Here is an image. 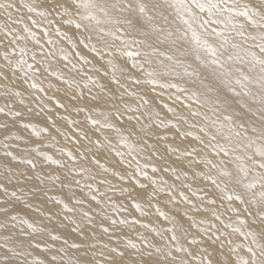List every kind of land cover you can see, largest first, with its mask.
Wrapping results in <instances>:
<instances>
[{"label": "bare ground", "instance_id": "bare-ground-1", "mask_svg": "<svg viewBox=\"0 0 264 264\" xmlns=\"http://www.w3.org/2000/svg\"><path fill=\"white\" fill-rule=\"evenodd\" d=\"M67 1L0 0V264H264V0Z\"/></svg>", "mask_w": 264, "mask_h": 264}, {"label": "rangeland", "instance_id": "rangeland-1", "mask_svg": "<svg viewBox=\"0 0 264 264\" xmlns=\"http://www.w3.org/2000/svg\"><path fill=\"white\" fill-rule=\"evenodd\" d=\"M27 1V0H26ZM34 1V0H33ZM70 0H68L67 2H69ZM156 1H158V0H156ZM180 0H170V4H167V7L168 8H172L173 7V9L176 11V13L177 14H180L182 11H183V9H187L188 7H189V5L188 6H184V5H181V4H179L178 2H179ZM201 1V0H200ZM28 2H31V0H28ZM71 2V1H70ZM194 2V0L191 2V3H193ZM202 2V1H201ZM41 13V12H40ZM188 16V15H187ZM194 20H191L189 23H188V25H192V23L193 24H195V22H193ZM32 25V24H31ZM30 25H28V27H29ZM47 26V25H46ZM48 27V26H47ZM49 28V27H48ZM186 29H189V28H186ZM247 29V28H246ZM253 32H252V31ZM250 31H249V34L251 35L250 37H252L254 34H255V32H257L258 33V27L256 26L254 29H251ZM184 31V30H183ZM252 32V33H251ZM261 32H262V30H261ZM203 33V29H201V30H199L198 31V35H201ZM255 36V35H254ZM253 36V37H254ZM250 39H252V38H249V40ZM253 43V44H252ZM251 43V46L253 45L254 46V48H253V46L251 47V49H255V47H258L257 46V44L258 43H254V42H252ZM97 47H99V46H97ZM226 47H227V44H225L224 42H221V43H219V44H217L215 47H214V50H216L219 54H221V57H222V60L223 61H226V60H228L230 57H231V53H228V52H226ZM261 48H263L262 46H261ZM259 49V48H256L255 49V52H257L258 50V52L257 53H260L261 54V52H263L262 53V55H264V48L263 49ZM2 50V49H1ZM1 50H0V52H1ZM257 50V51H256ZM263 50V51H262ZM261 51V52H260ZM3 56H2V53H0V59L2 58ZM82 57L84 58V60H83V58H82V60L84 61V63H85V65H87L89 68H91V69H93L96 73H98V71H96L97 70V65H96V63H93L94 65L92 66V63H90L89 61L91 60L87 55H82ZM90 59V60H89ZM89 60V61H88ZM2 61V60H1ZM88 61V62H87ZM89 63V64H87V63ZM8 63H10V61H5V63H3L4 64V66L3 67H7L8 69H12L13 68V65H10L9 66V64ZM28 63V61H26L25 62V64H27ZM220 63H222V62H220ZM91 64V65H90ZM9 66V67H8ZM95 66V67H94ZM264 68V66L262 65V63L261 64H259L257 67H250V68H248V72H247V75H246V81H247V83H248V86L250 87V88H253L254 90H255V92H258L259 93V96L257 97L258 99H259V101H258V99H256L255 101H256V103L258 104V103H260V104H262V105H264V96H262V95H264V76H262L261 78H260V76H259V74H260V71L262 70ZM229 70H231V68H229ZM232 71V70H231ZM264 71V70H263ZM93 72V71H92ZM99 75H100V73H99ZM99 75H97L96 77H99ZM130 78V77H129ZM93 79H95V78H93ZM98 79H100V77L99 78H96V80L95 81H93L92 80V82H93V86H95L94 88L98 91V89L100 90V91H102V86H99V85H94L95 83L96 84H98L100 81L98 80ZM239 80L241 81V79L240 78H238L237 80L235 79L234 81H233V83H228V84H230L233 88L236 86V87H238L240 84H241V82L239 83ZM236 81H237V83H236ZM95 82V83H94ZM98 82V83H97ZM122 83H124V82H122ZM238 84V85H237ZM104 85V84H103ZM235 87V88H236ZM237 89V88H236ZM95 90V91H96ZM103 90H104V88H103ZM248 92H254V91H252V90H250V89H248L247 90ZM99 92V91H98ZM98 92H96L97 94H102L103 96L106 94V91H104L105 92V94L104 93H102V92H100V93H98ZM109 93H107L106 95H108ZM105 95V96H106ZM110 95V97H111V94H109ZM105 96L104 97H102V98H100L101 100H104V102H106L105 101ZM109 97V98H110ZM107 98H108V96H107ZM107 100V99H106ZM114 101V103L113 104H116V106H119L118 105V103H122L121 101L119 102L118 100H117V98L115 97V95H114V97H113V99H112V102ZM263 101V102H262ZM101 103H103L102 101H101ZM103 106H105V104L103 103V105H102V107ZM101 107V108H102ZM103 108H105V107H103ZM101 109V110H99L100 112H102L103 111V113L105 112V109ZM99 111H97V112H99ZM163 111V110H162ZM100 112H99V115H100ZM163 112H165V111H163ZM260 115H262V118H263V120L262 121H264V110H260V109H257L256 111H254L253 113H252V116H256V117H259ZM91 118L93 117V116H90ZM20 118H21V116H20ZM93 119V118H92ZM97 119H95V121H96ZM257 120V121H256ZM255 121L256 122H258V118L256 119ZM98 121L100 122V120L98 119ZM98 121H96V122H98ZM261 120H260V122H262ZM103 124H104V122L103 121H101ZM100 122V123H101ZM260 122L258 123V126H260V125H262L264 122H262V124H260ZM101 123V124H102ZM114 123V122H113ZM118 123V122H117ZM152 123V122H151ZM150 123V124H151ZM118 124H121L122 125V130H120V127H121V125H118ZM118 124H114L115 125V130H116V134H117V137L118 136H120V134H122L123 133V131H124V127H125V125H123L121 122H119ZM117 125H118V127H119V131L117 130ZM264 125V124H263ZM262 125V126H263ZM257 126V127H258ZM114 127V126H113ZM8 129H10V127H7ZM128 129V128H127ZM243 131H245V130H243L242 129V132ZM131 133V132H130ZM127 139V138H126ZM154 145V144H153ZM152 145V146H153ZM139 146H141L140 144L139 145H137L136 147L138 148ZM155 146V145H154ZM252 160H255V158H251L250 159V163H254L255 164V161H252ZM252 161V162H251ZM257 168V167H256ZM259 169V168H258ZM260 169H262V167L260 168ZM264 169V168H263ZM262 169V170H263ZM259 171V170H258ZM264 171V170H263ZM253 174H255V171H254V173H253V171L251 172V176H250V174H249V176L250 177H252L253 176ZM250 181H251V179H250ZM169 182H173L172 180H170ZM257 189H260V192H261V194H262V196L264 197V182L263 181H261V185H259V187H257ZM77 193H78V191H77ZM79 193H81V192H79ZM244 217V216H243ZM245 218V217H244ZM16 222V221H15ZM216 223H219V224H224V222H223V220H222V218L221 219H219V220H217L216 221ZM264 223V222H263ZM9 226V225H8ZM224 226V225H223ZM263 226H264V224H263ZM232 231H234V233H233V235L236 237V235H237V237H238V232L237 231H235V230H231V232ZM237 232V233H236ZM235 233H236V235H235ZM232 234V233H231ZM232 235V236H233ZM261 236H263V235H261ZM260 236V237H261ZM236 237V238H237ZM59 264H61V263H59ZM63 264V263H62Z\"/></svg>", "mask_w": 264, "mask_h": 264}]
</instances>
